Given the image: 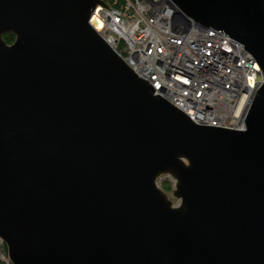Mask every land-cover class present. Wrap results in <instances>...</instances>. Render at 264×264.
Returning a JSON list of instances; mask_svg holds the SVG:
<instances>
[{
  "label": "water",
  "instance_id": "obj_1",
  "mask_svg": "<svg viewBox=\"0 0 264 264\" xmlns=\"http://www.w3.org/2000/svg\"><path fill=\"white\" fill-rule=\"evenodd\" d=\"M103 1L0 0L8 261L264 264V0H168L257 63L242 130L197 124L154 94L90 25Z\"/></svg>",
  "mask_w": 264,
  "mask_h": 264
},
{
  "label": "built area",
  "instance_id": "obj_2",
  "mask_svg": "<svg viewBox=\"0 0 264 264\" xmlns=\"http://www.w3.org/2000/svg\"><path fill=\"white\" fill-rule=\"evenodd\" d=\"M103 2L90 25L154 94L197 124L244 129L258 65L240 42L174 15L168 0Z\"/></svg>",
  "mask_w": 264,
  "mask_h": 264
},
{
  "label": "rangeland",
  "instance_id": "obj_3",
  "mask_svg": "<svg viewBox=\"0 0 264 264\" xmlns=\"http://www.w3.org/2000/svg\"><path fill=\"white\" fill-rule=\"evenodd\" d=\"M157 182H158V186L162 188L169 195L172 201L176 200L171 194L172 190L174 189V184H175V180L171 176L169 175L161 176L160 178H158ZM3 245L0 246V254L4 252ZM0 260L4 261L7 264H10L8 259H6L5 261L4 259H1V256H0Z\"/></svg>",
  "mask_w": 264,
  "mask_h": 264
},
{
  "label": "trees",
  "instance_id": "obj_4",
  "mask_svg": "<svg viewBox=\"0 0 264 264\" xmlns=\"http://www.w3.org/2000/svg\"><path fill=\"white\" fill-rule=\"evenodd\" d=\"M3 38H4V40L7 43H11L13 41V35L12 34H5V35H3ZM3 251L6 253L5 244L3 245ZM0 264H7V263H5L4 261L0 260Z\"/></svg>",
  "mask_w": 264,
  "mask_h": 264
},
{
  "label": "bare ground",
  "instance_id": "obj_5",
  "mask_svg": "<svg viewBox=\"0 0 264 264\" xmlns=\"http://www.w3.org/2000/svg\"><path fill=\"white\" fill-rule=\"evenodd\" d=\"M243 107H244V108H247L248 106H247V105H246V106L244 105ZM248 108H249V107H248ZM243 112H247V111H246L245 109H243ZM6 254H7V253H6ZM7 259H8V257H7ZM9 263H10V262H9Z\"/></svg>",
  "mask_w": 264,
  "mask_h": 264
},
{
  "label": "flooded vegetation",
  "instance_id": "obj_6",
  "mask_svg": "<svg viewBox=\"0 0 264 264\" xmlns=\"http://www.w3.org/2000/svg\"><path fill=\"white\" fill-rule=\"evenodd\" d=\"M13 39H14V36H13Z\"/></svg>",
  "mask_w": 264,
  "mask_h": 264
}]
</instances>
